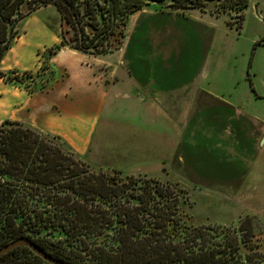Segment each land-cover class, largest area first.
Masks as SVG:
<instances>
[{
    "label": "trees",
    "instance_id": "obj_1",
    "mask_svg": "<svg viewBox=\"0 0 264 264\" xmlns=\"http://www.w3.org/2000/svg\"><path fill=\"white\" fill-rule=\"evenodd\" d=\"M250 1L171 0L167 7L210 11L240 31ZM50 4L61 15V43L54 51L67 45L105 55L123 46L131 16L151 3L0 0V77L19 80L30 92L46 86L54 71L39 82L41 72L8 75L1 63L19 35V21ZM195 203L178 179L96 168L61 136L12 119L0 124V247L30 237L52 256L75 264L264 262V230L253 229L251 216L236 226L201 220L190 210ZM0 264L54 263L18 246Z\"/></svg>",
    "mask_w": 264,
    "mask_h": 264
},
{
    "label": "rangeland",
    "instance_id": "obj_2",
    "mask_svg": "<svg viewBox=\"0 0 264 264\" xmlns=\"http://www.w3.org/2000/svg\"><path fill=\"white\" fill-rule=\"evenodd\" d=\"M151 4L149 8L160 6ZM23 12L26 14L27 10ZM150 19L145 15L142 19L146 27L142 29L145 32V44L137 48L139 52L150 45L152 36L147 29ZM133 20L127 27L131 37ZM219 22V34L213 40L211 50L204 48L198 35L190 28L187 31L183 29L187 37L173 43L167 42V45L172 44L173 50L172 47L166 50V67L187 71L186 74L173 75L174 81L179 84L184 78L191 79L203 74L200 82L222 89L221 93L226 92L228 97L231 95V99L237 103V109L230 106L204 109L201 118L205 120L201 122L199 132L196 131V122L190 125L185 135L179 134L177 138L168 135L167 143L161 133L164 131L161 122L152 119L153 124L149 123L151 128L147 132V136L148 133L151 135L148 138L152 147L150 145L149 148L157 151L156 157L166 153L162 151L164 147L172 148V160L168 158L169 169L163 170L158 176L178 179L190 190L196 200L190 210L196 217L236 226L246 216H251L253 229L264 230V41L257 43L264 38V0L250 1L240 31L229 29L225 17H220ZM17 28L19 35L5 56L7 66H15L19 71L31 68L34 72H41L39 82L48 78L53 70L50 58L63 47L54 51L61 43L54 40L55 36L61 39V15L57 7L50 4L38 8L21 19ZM140 35L134 33L133 40ZM131 50L135 51L136 47L131 46ZM7 74L13 75L11 70ZM1 79L11 82L7 77ZM15 82L25 86L19 80ZM2 100L0 105L6 99ZM133 110L123 103H110L98 123L90 155L85 158L88 163L103 169H109L111 165H124L127 160H118L122 141H126L130 137L129 133L135 131L137 135L134 137L137 138L134 139V149L142 148L145 142L144 128L131 129L132 122L125 123L133 117ZM109 116L113 118L108 120ZM208 116L211 120H207ZM212 124L215 130L208 128ZM222 130L230 133L221 136L219 132Z\"/></svg>",
    "mask_w": 264,
    "mask_h": 264
},
{
    "label": "crops",
    "instance_id": "obj_3",
    "mask_svg": "<svg viewBox=\"0 0 264 264\" xmlns=\"http://www.w3.org/2000/svg\"><path fill=\"white\" fill-rule=\"evenodd\" d=\"M149 5L130 18V21L134 19L131 33L133 31V34L141 35L133 40V34L131 37L127 33L123 46L113 53L94 56L63 46L50 58L54 71L53 79L36 91H28L24 85L16 84L15 80L4 82L0 77V99H6L4 104L0 105V124L6 119H12L29 124L45 133L61 136L85 159L90 155L98 123L110 103L112 105L123 103L134 109L133 117L125 123L132 122V126L129 127L131 129L144 128L146 138L143 137L145 142L142 148L134 149V139L137 138L134 136L137 133L136 131L129 133L130 137L122 141L118 159L127 160V163L121 166L111 165L109 169L121 170L128 174L151 175H160L163 170L169 169L168 160H172V148L164 147L162 151L166 153L159 154L158 157L157 151L151 149L152 145L148 138L151 135L148 133L147 136V132L150 131L149 123H152V119L161 122V128L164 130L161 133L167 143L168 135L176 138L179 134L185 135L189 132L190 125L196 122V131L199 132L201 122L205 120L201 118L204 109L216 106L237 109V103L231 99L233 98L231 95L228 97L226 92L221 93L222 89L200 82L203 74L191 79L184 78L179 84L174 81L173 75L186 74L187 71L166 67L168 64L166 50L171 49V43L175 40L187 37L183 29L186 31L187 28H190V31L192 29L204 48L211 50L213 40L219 34L220 17L224 16L201 9L180 11L162 4H158L160 6L156 8H149ZM144 15L151 18L147 29L152 39L149 47L142 48L144 51L139 52L138 49L145 44L143 41L145 32L142 31ZM145 29L146 27L143 30ZM54 40L61 42L56 36ZM167 42L171 43L167 45ZM132 43L136 47L135 51L131 50ZM36 54L38 57V53ZM6 57L1 63V69L5 72L11 70L14 75L33 70L25 68L19 71L15 66H7ZM110 111L112 112V109ZM219 114L221 115L220 112ZM111 118L113 117L109 116L108 120ZM210 118L208 116L207 120H211ZM208 128L215 130L213 124ZM219 133L221 136L228 135L230 131L222 130ZM157 158L158 161L155 160Z\"/></svg>",
    "mask_w": 264,
    "mask_h": 264
},
{
    "label": "water",
    "instance_id": "obj_4",
    "mask_svg": "<svg viewBox=\"0 0 264 264\" xmlns=\"http://www.w3.org/2000/svg\"><path fill=\"white\" fill-rule=\"evenodd\" d=\"M148 2L168 6L171 0H148ZM18 246H28L38 255L42 256L45 260L54 264H75L52 256L46 250L41 248L36 242H34L30 237H21L0 247V257Z\"/></svg>",
    "mask_w": 264,
    "mask_h": 264
}]
</instances>
